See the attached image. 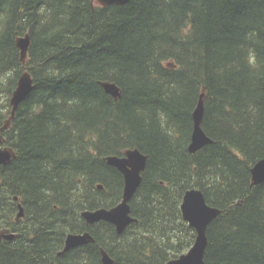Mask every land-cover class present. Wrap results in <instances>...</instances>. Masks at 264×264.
Returning a JSON list of instances; mask_svg holds the SVG:
<instances>
[{
  "label": "trees",
  "instance_id": "obj_1",
  "mask_svg": "<svg viewBox=\"0 0 264 264\" xmlns=\"http://www.w3.org/2000/svg\"><path fill=\"white\" fill-rule=\"evenodd\" d=\"M25 70L33 88L2 134L15 157L0 165V229L15 238L0 241V264H101V248L115 264H166L194 243L180 213L192 188L221 211L204 263L264 264V182L250 173L264 158V0H0V127ZM202 93L212 143L190 154ZM127 149L147 156L129 202L136 222L122 234L86 225L82 211L121 201L122 175L104 158ZM83 232L94 243L57 257Z\"/></svg>",
  "mask_w": 264,
  "mask_h": 264
},
{
  "label": "water",
  "instance_id": "obj_2",
  "mask_svg": "<svg viewBox=\"0 0 264 264\" xmlns=\"http://www.w3.org/2000/svg\"><path fill=\"white\" fill-rule=\"evenodd\" d=\"M101 6L105 5H125L130 0H96ZM30 44L29 35L18 37L16 46L19 50L20 61L25 62L27 51ZM102 88L106 94L114 99L120 98L121 92L116 84L112 82H102ZM32 89V81L30 75L24 72L17 80L15 89L12 91L9 105L11 107L10 116L0 128V133L10 127L14 120L15 112L22 100L30 93ZM204 93L199 95L196 107L192 113L193 129L190 137V142L187 150L190 154H195L202 147L211 144L212 141L206 136L201 128V123L204 113ZM3 143L0 135V165L9 164L15 157L11 148H1ZM105 163L117 169L123 176L124 185L122 199L116 206L105 209L84 210L81 212V217L87 225H92L98 222H106L115 227L117 234H121L125 228L136 221L130 215L129 201L133 197L141 182V173L145 169L147 156L143 155L137 149H129L124 152L123 157L107 156L104 158ZM252 186L260 185L264 182V158L258 160L250 170ZM99 189L102 186L98 185ZM18 201L17 197L13 198ZM18 212L16 219L24 216L23 208L20 203L17 205ZM181 216L188 226L195 230L196 237L190 249L179 257L169 260L166 264H205L204 254L207 247L206 230L208 225L221 213L220 210L210 207L206 204L201 191L191 189L185 192L180 205ZM14 234L8 232H0V240H12ZM94 243V238L88 233H69L64 239L63 248L57 253V257L65 252ZM101 264H115L114 260L108 255L104 249H100Z\"/></svg>",
  "mask_w": 264,
  "mask_h": 264
},
{
  "label": "flooded vegetation",
  "instance_id": "obj_3",
  "mask_svg": "<svg viewBox=\"0 0 264 264\" xmlns=\"http://www.w3.org/2000/svg\"><path fill=\"white\" fill-rule=\"evenodd\" d=\"M4 143H5V141H4ZM4 145H5V144H3V146H4ZM141 153H142V152H141ZM142 154L145 155L144 153H142ZM123 156H124V153L121 155V157H123ZM145 156H146V155H145ZM145 169H146V165H145ZM145 169H144V171H145ZM116 170H117V169H116ZM117 171H118V170H117ZM144 171H143V172H144ZM118 172H119V171H118ZM143 172H142V173H143ZM119 173H120V172H119ZM142 173H141V174H142ZM120 174H121V173H120ZM121 175H122V174H121ZM122 178H123V176H122ZM123 184H124V181H123ZM139 186H140V185H139ZM137 189H138V188H137ZM134 194H135V193H134ZM133 196H134V195H133ZM132 198H133V197H132ZM132 198H131V199H132ZM130 201H131V200H130ZM130 201H129V202H130ZM18 203H19V199H18ZM17 205H18V204L16 203V207H17ZM20 205H21V204H20ZM21 207H22V206H21ZM22 208H23V207H22ZM17 209H18V208H17ZM17 212H18V211H17ZM17 212H16V214H17ZM130 213H131V211H130ZM23 214H24V209H23ZM130 215H131V214H130ZM24 217H25V214H24L23 217L16 219V215H15V218H14V219H15V221H19V220L24 219ZM80 217H81V216H80ZM85 224H86V223H85ZM86 225H87V224H86ZM126 228H127V227H126ZM3 231L8 232V233H10V234H14L13 232L10 231L9 228H2V229H0V232H3ZM65 237H66V236H65ZM14 238H15V234H14L13 239H14ZM13 239H12V240H13ZM2 240H5V239H1L0 241H2ZM12 240H8V241H12ZM56 255H57V254H56Z\"/></svg>",
  "mask_w": 264,
  "mask_h": 264
},
{
  "label": "bare ground",
  "instance_id": "obj_4",
  "mask_svg": "<svg viewBox=\"0 0 264 264\" xmlns=\"http://www.w3.org/2000/svg\"><path fill=\"white\" fill-rule=\"evenodd\" d=\"M93 2H94L96 5L101 6L99 3H97L96 0H93ZM105 6H106V5H105ZM25 34H28V33H25ZM25 34H24V35H25ZM24 35H23V36H24ZM23 36H19V37H23ZM16 40H17V39H16ZM29 40H30V39H29ZM15 44H16V42H15ZM16 47H17V46H16ZM17 49H18V48H17ZM18 51H19V50H18ZM26 60H27V58H26ZM26 60H25V62H26ZM20 62H21V61H20ZM25 62H24V63H25ZM21 63H22V62H21ZM24 63H22V64H24ZM24 72H27V73L29 74V72L26 71V70H25ZM24 72H22V73H24ZM22 73H21V74H22ZM21 74H20V75H21ZM29 75H30V74H29ZM19 77H20V76H19ZM19 77H18V78H19ZM30 79H31V76H30ZM17 80H18V79H17ZM31 81H32V79H31ZM32 88H33V83H32ZM31 90H32V89H31ZM30 92H31V91H30ZM196 104H197V103H196ZM195 107H196V106H195ZM194 109H195V108H194ZM193 111H194V110H193ZM252 167H253V166H252ZM192 189H194V188H192ZM188 190H191V189H188ZM188 190H186V191H188ZM195 190H198V189H195ZM186 191H185V192H186ZM185 192H184V194H185ZM184 194H183V196H184ZM183 196H182V198H183ZM194 241H195V238H194ZM192 245H193V244H192Z\"/></svg>",
  "mask_w": 264,
  "mask_h": 264
}]
</instances>
